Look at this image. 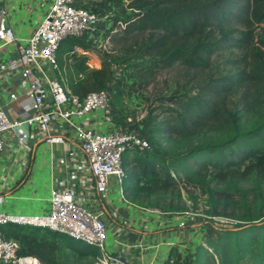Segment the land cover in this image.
I'll list each match as a JSON object with an SVG mask.
<instances>
[{"label": "rangeland", "instance_id": "374dc122", "mask_svg": "<svg viewBox=\"0 0 264 264\" xmlns=\"http://www.w3.org/2000/svg\"><path fill=\"white\" fill-rule=\"evenodd\" d=\"M115 2L119 7L110 9L117 16L115 22L131 16L133 10L128 7L127 0ZM119 32V27L114 26L110 33L102 37L104 43H100L98 53L93 54L98 58L92 61V54L86 56L80 50L88 48L85 41L72 37H67L62 42L57 58L68 89L75 82L86 83L91 71L100 68L103 61L106 62L110 75L116 76L111 101L113 111L126 121L130 118L127 122L131 125L141 126L142 133L151 143L150 149L142 150L143 154H155L161 158L162 163L156 175L152 179L146 177L143 187L136 191L138 194L135 202L157 211L189 213L193 217L212 222L213 238L209 240L216 245L222 243L223 247H218L217 251L206 247V251L199 252L194 264H264V258H257L258 251L264 249V239L259 237L260 231L239 233L226 243L220 240L223 228L243 226L246 223L244 218L264 220V179L258 177L255 167L246 170L248 160L231 171L249 172L248 174H234L224 180L210 178L208 175L217 163L204 146L226 140L232 131L230 125L208 123L196 134L188 136H169V133L162 130L163 121L169 117L177 118L182 112L180 103L197 94L199 87L236 72L238 68L231 60L239 59L243 51L221 49L211 55L205 69L190 68L180 62L163 66L159 56L143 54L140 48V41L144 38L142 34L132 35L126 41H116L114 38L119 36ZM261 35L264 36V24L256 26L255 40ZM73 50L76 52H72ZM243 66L242 64L239 68ZM245 96L246 105L235 104L230 100L226 102V106L237 114L239 128L250 130L264 118L263 84H254ZM20 104L21 102L16 103ZM202 163L206 164V169L197 172ZM147 184L156 189L149 188ZM23 248L27 250L26 247ZM49 248L54 252L49 256L50 260L55 258L61 264H80L72 254L64 258L63 248L59 245H51ZM92 248L98 253L96 248ZM25 250L24 254H29ZM35 256L41 264H45L42 257ZM82 264L93 263L87 260Z\"/></svg>", "mask_w": 264, "mask_h": 264}, {"label": "built area", "instance_id": "2783aa9c", "mask_svg": "<svg viewBox=\"0 0 264 264\" xmlns=\"http://www.w3.org/2000/svg\"><path fill=\"white\" fill-rule=\"evenodd\" d=\"M6 14V8L0 5V52L12 49L14 54L5 63L0 76L4 79L11 73H19L17 88L10 96L16 99L23 93L27 99L21 102L18 118H12L10 111L0 107V159L10 135L16 137L17 145L27 146L31 129L36 130L49 146L65 143L64 130H60L61 124H65L74 130L75 145L93 182L94 192L98 195L106 193L108 184L114 180L123 194L124 153L129 150L142 152L150 149L151 143L135 125L106 132L90 129L85 120L90 113H103L107 120L112 119L111 101L116 76L111 75L101 89L80 97L66 88L57 58L60 45L67 37L84 40L95 36L99 44H103L102 37L114 28L116 14L97 5H79L77 0H51L47 12L24 39L18 38L7 24ZM43 62L55 72L53 77L46 76ZM37 70L41 71L40 76ZM6 226L40 228L65 234L97 248L102 254L100 262L105 260L108 264L109 257L104 254L107 226L101 213L82 204L70 189L52 187L47 208L41 212L0 211V264H41L34 256L24 254L18 241L5 237L3 229Z\"/></svg>", "mask_w": 264, "mask_h": 264}, {"label": "crops", "instance_id": "0c3cea01", "mask_svg": "<svg viewBox=\"0 0 264 264\" xmlns=\"http://www.w3.org/2000/svg\"><path fill=\"white\" fill-rule=\"evenodd\" d=\"M77 3L97 5L105 10L119 7L115 0H77ZM50 4L51 0H0V5L7 10V24L22 39L31 34ZM83 41L88 48H81V52L86 56L92 54L94 57L91 61L96 59L97 56L93 54H97L99 49L97 37L88 36ZM13 54L12 49L0 52V73ZM42 68L46 76H54L55 72L47 63L43 62ZM37 75L40 76L41 71L37 70ZM18 82L17 72L4 79L0 76V107L6 112L10 111L12 118L19 117L21 104L16 103L27 99L20 92L16 99L11 98L10 93L17 88ZM85 120L89 128L96 132L128 128L131 125L116 112H113L111 120L99 112L88 114ZM137 126L141 129V126ZM60 130H64L65 143L51 146L45 144L34 129L29 130L31 138L27 146L17 145L16 137L12 135L9 140L7 138V151L0 159V211L41 212L47 208L52 187L70 189L82 204L101 213L107 226L104 254L109 257V261L106 260L108 264H194L197 261L200 248L207 247V241L213 238L212 222L189 213H167L145 207L135 202L137 189L121 194L114 180L108 184L106 193L96 194L82 155L75 145L74 130L65 124H61ZM28 146L29 149L26 148ZM130 154H124L126 161ZM3 230L5 237L18 240L22 248L26 247L27 250L23 248L25 252L42 257L45 264H61L55 258H49L54 253L49 250V246L55 244L63 248L64 258L72 254L80 264L87 260L93 264H105V260L99 263L102 254L97 248L98 253L79 254L43 229L6 226Z\"/></svg>", "mask_w": 264, "mask_h": 264}, {"label": "trees", "instance_id": "16d2710c", "mask_svg": "<svg viewBox=\"0 0 264 264\" xmlns=\"http://www.w3.org/2000/svg\"><path fill=\"white\" fill-rule=\"evenodd\" d=\"M127 1L133 12L130 17L115 22L114 26L119 27L120 32L114 40L126 41L132 35L142 34L144 38L140 41V48L143 54L159 56L163 66L180 62L190 68L205 69L211 55L221 49L243 51L239 59L231 60L238 68L236 72L199 87L197 94L180 103L182 112L177 118L169 117L163 121L162 130L169 133V136H188L196 134L208 123H227L232 129L227 139L204 146L217 163L209 172V177L224 180L234 174H248L249 172H231L235 166L248 160L246 170L255 167L258 177L264 179V118L252 129L241 130L237 114L226 106V102L230 100L235 104L246 105L245 95L251 86L257 83L264 86V36L255 40L256 26L264 24V0ZM242 64L244 66L239 68ZM110 77L109 65L103 61L100 68L91 71L86 83L75 82L70 85V90L82 97L90 91L101 89ZM127 152L131 153L129 159L126 161L123 155L122 160L125 192L143 187V180L146 177L152 179L162 163L161 158L155 154H143L138 150ZM206 167L202 163L197 172ZM147 186L156 189L155 186ZM244 219L246 223L243 226L223 228L220 240L226 243L231 237L252 230L260 231L259 237L264 239V220ZM45 232L60 239L69 249L79 254L95 252L92 246L65 234L49 230ZM221 246L223 247L222 243L216 245L211 240L207 241L209 249L215 248L217 251ZM206 250V247H201L199 252ZM258 255V259L264 258V249L258 251Z\"/></svg>", "mask_w": 264, "mask_h": 264}]
</instances>
